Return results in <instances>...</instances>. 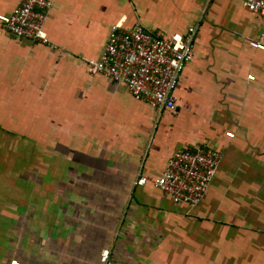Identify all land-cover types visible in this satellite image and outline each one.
<instances>
[{
  "label": "crops",
  "instance_id": "0c3cea01",
  "mask_svg": "<svg viewBox=\"0 0 264 264\" xmlns=\"http://www.w3.org/2000/svg\"><path fill=\"white\" fill-rule=\"evenodd\" d=\"M122 19L196 27L176 111L90 74ZM263 27L242 0H55L51 44L0 24V264H264ZM204 146L223 152L207 195L176 203L155 181Z\"/></svg>",
  "mask_w": 264,
  "mask_h": 264
},
{
  "label": "built area",
  "instance_id": "2783aa9c",
  "mask_svg": "<svg viewBox=\"0 0 264 264\" xmlns=\"http://www.w3.org/2000/svg\"><path fill=\"white\" fill-rule=\"evenodd\" d=\"M242 1L264 22V0ZM54 4L55 0H20L11 13L0 14V24L18 39L51 44L45 26ZM196 35V27L191 26L184 34L156 36L141 21L129 26L122 19L112 26L100 59L90 61L88 69L91 75L102 74L124 83L134 98L159 112L176 111L175 90L195 55ZM250 44L264 50V27L260 38L251 39ZM227 135L234 137L235 133L229 131ZM222 158L223 152L212 146L178 149L155 184L176 203L197 206L206 197ZM144 183L146 178L141 177L138 184ZM101 261L114 264L110 250L102 252ZM12 263L20 264L17 260Z\"/></svg>",
  "mask_w": 264,
  "mask_h": 264
},
{
  "label": "rangeland",
  "instance_id": "374dc122",
  "mask_svg": "<svg viewBox=\"0 0 264 264\" xmlns=\"http://www.w3.org/2000/svg\"><path fill=\"white\" fill-rule=\"evenodd\" d=\"M45 29H46V26H45ZM47 30V29H46Z\"/></svg>",
  "mask_w": 264,
  "mask_h": 264
}]
</instances>
